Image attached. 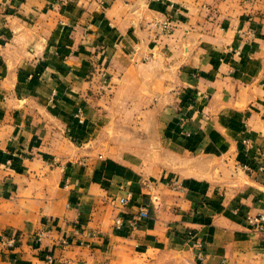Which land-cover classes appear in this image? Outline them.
<instances>
[{"label": "crops", "instance_id": "0c3cea01", "mask_svg": "<svg viewBox=\"0 0 264 264\" xmlns=\"http://www.w3.org/2000/svg\"><path fill=\"white\" fill-rule=\"evenodd\" d=\"M259 214L264 0H0V264H264Z\"/></svg>", "mask_w": 264, "mask_h": 264}, {"label": "built area", "instance_id": "2783aa9c", "mask_svg": "<svg viewBox=\"0 0 264 264\" xmlns=\"http://www.w3.org/2000/svg\"><path fill=\"white\" fill-rule=\"evenodd\" d=\"M163 32L165 34H172L175 24L171 19H166L164 21H162L160 23ZM245 142H247L245 140ZM177 184H175L173 187H176ZM117 204L119 207H124L128 204L129 202V197L128 196H121L119 198L116 199ZM149 217L148 214V210L147 208L143 207L141 208L138 212L134 213L131 216H125L123 213H118L117 216L115 217L114 220V226L116 229H122L125 226H127L128 229H136L138 228L140 222L142 220H145ZM248 221L251 224V226H253V228L255 229H259V230H263L264 231V214H259L256 216H249L248 217ZM42 236V232L38 233V237ZM8 245H14V240L13 239H9L6 240ZM196 246L201 247L202 244L198 241H196ZM49 261L52 262L53 261V257L50 256L49 257Z\"/></svg>", "mask_w": 264, "mask_h": 264}]
</instances>
